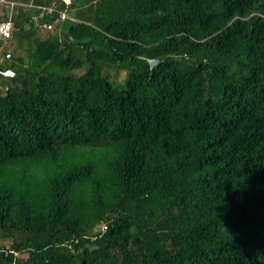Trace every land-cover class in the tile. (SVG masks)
I'll list each match as a JSON object with an SVG mask.
<instances>
[{"label":"trees","instance_id":"trees-1","mask_svg":"<svg viewBox=\"0 0 264 264\" xmlns=\"http://www.w3.org/2000/svg\"><path fill=\"white\" fill-rule=\"evenodd\" d=\"M10 1L0 264H264V0Z\"/></svg>","mask_w":264,"mask_h":264},{"label":"built area","instance_id":"built-area-1","mask_svg":"<svg viewBox=\"0 0 264 264\" xmlns=\"http://www.w3.org/2000/svg\"><path fill=\"white\" fill-rule=\"evenodd\" d=\"M68 1V0H65ZM0 3L5 7H8L12 10L15 5H23L30 9L31 13L29 16V21L33 23L34 27L38 30L48 31L52 33L55 31V23L58 21H63L67 18L74 20L73 17L67 15L65 11L59 10L55 5H39V4H31V3H20L10 0H0ZM12 11L8 13V18L0 22V39L5 40L11 36L12 31V21L10 19ZM53 13H57V16L53 19L51 23L44 21L43 18L46 15H51Z\"/></svg>","mask_w":264,"mask_h":264},{"label":"rangeland","instance_id":"rangeland-1","mask_svg":"<svg viewBox=\"0 0 264 264\" xmlns=\"http://www.w3.org/2000/svg\"><path fill=\"white\" fill-rule=\"evenodd\" d=\"M40 33L47 34V32H45L43 30H40ZM1 53H2V48L0 47V57L2 55ZM124 72L123 71H119L118 74L116 75V77L113 76L114 79H111V80L112 81L114 80L113 82H115L117 85L122 86L123 85ZM19 256L26 257V254H19Z\"/></svg>","mask_w":264,"mask_h":264},{"label":"water","instance_id":"water-1","mask_svg":"<svg viewBox=\"0 0 264 264\" xmlns=\"http://www.w3.org/2000/svg\"><path fill=\"white\" fill-rule=\"evenodd\" d=\"M9 57H11V54H9ZM155 62H157V59H153L150 61L151 65H153ZM4 75L6 76H15V73L12 72L11 70H5V71H1Z\"/></svg>","mask_w":264,"mask_h":264}]
</instances>
